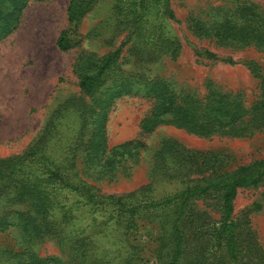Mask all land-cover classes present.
I'll return each mask as SVG.
<instances>
[{"label": "rangeland", "instance_id": "rangeland-1", "mask_svg": "<svg viewBox=\"0 0 264 264\" xmlns=\"http://www.w3.org/2000/svg\"><path fill=\"white\" fill-rule=\"evenodd\" d=\"M170 1L175 19L164 14L162 0H144L142 7L140 0H124L131 4L132 12L141 9L139 23L143 27L138 34L132 27L117 31L116 5L121 6V0H100L80 21L75 46L63 51L57 39L69 27V0H31L15 29L0 39V159L24 156L35 144L45 141L50 156L47 161L57 164L73 184L85 185L98 197L146 201L173 195L186 188L190 179L200 178L196 173L190 175L186 161L193 159L205 162V169L224 170L264 158V129L243 138L201 137L162 125L143 134L140 120L150 111L152 100L139 94L119 98L109 107L106 140L108 149L131 140H140L145 146L134 157L123 155L112 170L107 158L96 159L93 166L86 162L85 146L93 132L95 108L92 99L82 94L74 71L83 52L103 55L126 43L119 63L127 72L167 78L177 91L201 98L207 94V83L213 82L226 91L242 92L248 106L257 99L264 80V52L252 46L222 45L214 39L199 38L190 30L192 18L208 16L218 6L234 8L240 0ZM249 1L264 7V0ZM154 33L172 38L179 45L178 52L162 54L152 62L138 61L132 46L146 43ZM205 51L217 58H209ZM165 141L178 150L171 163L174 170L155 175L156 155ZM69 200L76 202L77 197ZM195 203L199 211L208 214L207 221L218 218L216 201L211 197ZM48 208L55 216L62 214L58 205ZM110 212L79 206L66 224V237L46 236L32 244V251L61 264H125L127 257L132 258L131 264L133 257L139 264H156L154 247L159 227L155 221L167 213L157 219L154 215L137 219V230L132 232L122 216L111 219ZM234 214L250 221L264 248V186L239 189ZM0 240L12 243L15 251L23 252L27 247L17 244L24 240L17 227L1 232Z\"/></svg>", "mask_w": 264, "mask_h": 264}, {"label": "trees", "instance_id": "trees-1", "mask_svg": "<svg viewBox=\"0 0 264 264\" xmlns=\"http://www.w3.org/2000/svg\"><path fill=\"white\" fill-rule=\"evenodd\" d=\"M30 1L0 0V39L15 29ZM99 1L69 0V27L57 39L61 50L75 46L74 36L80 21ZM121 1L123 6L116 5L117 31L132 27L135 33H142L141 9L132 12L131 4ZM143 2L140 0L141 7ZM162 2L164 14L175 19L171 1ZM121 25L124 27L120 28ZM190 30L199 38L214 39L222 45L252 46L264 52V7L249 0H240L234 8L218 6L208 16L192 18ZM125 45L122 43L103 55L83 52L74 66L81 92L92 99L95 108L93 132L85 146L87 163L93 166L96 159L107 158L108 168L112 170L123 155L134 157L145 146L140 140H131L107 147L108 109L117 99L127 96L143 94L152 100L150 111L140 120L143 134L162 125L182 128L201 137L243 138L263 131L264 80L251 106L246 104L242 92L226 91L213 82L207 83V94L201 98L177 91L167 78L125 71L119 63ZM178 49L179 45L163 33H154L146 43L132 46L140 62L155 61L162 54L175 55ZM205 53L209 58H217L211 51ZM225 62L235 63L232 59ZM177 151L170 141L163 143L156 155L155 175L174 170L171 163ZM48 156L45 141H40L24 156L0 159V233L17 227L24 238L17 244L27 246L23 252L15 251L12 243L0 240V264H61L55 258L37 256L32 244L49 235L66 237V224L79 206L109 209L110 218L122 216L127 230L132 232L137 230V219L167 213L155 221L159 227L154 247L156 264H264V248L256 231L247 218L234 214L239 189L264 186V158L224 170L205 169V162L192 159L185 165L190 164V175L196 173L200 178L190 179L186 188L160 200L132 201L123 196L98 197L85 185L73 184L57 164L47 161ZM178 175L183 177L182 173ZM178 175L174 177L179 178ZM71 196L77 197V201H70ZM208 197L216 201L219 214L212 221L206 220L208 214L199 211L195 203ZM51 204L60 206L62 214L50 213ZM127 260L125 264H131L132 258ZM133 260V264H139L137 257Z\"/></svg>", "mask_w": 264, "mask_h": 264}]
</instances>
